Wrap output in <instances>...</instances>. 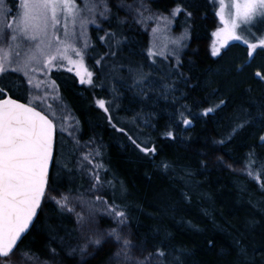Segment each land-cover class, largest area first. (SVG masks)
Wrapping results in <instances>:
<instances>
[{
    "label": "snow or ice",
    "instance_id": "6c2138e0",
    "mask_svg": "<svg viewBox=\"0 0 264 264\" xmlns=\"http://www.w3.org/2000/svg\"><path fill=\"white\" fill-rule=\"evenodd\" d=\"M209 2L223 25L212 34L215 38L211 48L213 57L221 56V50L230 41H242L247 46L249 62L257 49L264 50V0ZM115 7L125 10L132 22L145 31L148 23L156 25L151 30L149 46L144 50L143 63L120 59L127 37L111 28L115 14L110 0H12L11 4L9 0H0V264H57L56 258L61 250L67 257L79 254L83 260L86 255L94 257L90 248L101 249L107 242L116 245L109 257L114 264H186L188 250L173 247L168 243L170 236L167 234L150 248L147 240L140 243L133 241L129 230V205L117 199L118 193L121 200L127 197L126 187L114 174L110 179L107 177L109 170L102 161L100 145L91 139L81 143L79 121L75 117L70 118L72 122L69 124V117L60 116V125L57 126L54 120L56 111L48 103L49 96L53 100L58 98L56 81L37 79V74L48 77L53 69L67 65L69 72L75 70L81 85L104 88L105 80L118 81L119 88L112 83L108 89L111 99L97 98L95 105L103 110L112 128L127 135L145 157L154 158L158 149L150 136L142 140L133 137L114 122L112 113L119 107L115 102L123 95L120 89L131 92L132 98L141 103L169 100L170 95L173 102L178 100L173 95L177 91L173 77L187 82L180 71L183 67L180 52L192 38L195 11L188 10L193 7L191 3L183 5L181 2L165 15L153 11L148 0H133L132 3L119 0ZM180 14L186 18L180 35L167 37L163 45L157 44L158 34L170 31ZM116 22L118 26L129 23L127 17L119 16H116ZM104 23L109 24L108 29L103 27ZM89 25H93L97 32H103L98 40L105 51L95 59V64L100 69L107 65L110 71L100 83L94 81L93 72L85 65V57L90 55V50H95L89 36ZM241 32L248 33L252 39L244 38ZM157 58L168 63H158ZM247 66L248 62L220 69L217 75L224 78L209 94L211 98L220 97L219 101L201 108L199 112H194L187 105L175 108L168 114L169 120L161 136L175 139L176 128H189L194 119L217 116L223 112L231 102V96L222 97L221 92ZM145 68L149 70L145 71ZM14 73L22 74L28 85H33L36 79L33 86L37 89L45 85L43 94L36 95L28 88L23 89L24 96L13 98L9 92L22 90L12 79ZM254 76L264 83V74L257 71ZM247 91L251 93L252 89ZM201 103H208V98L197 103L196 107H200ZM60 108L63 110L64 105ZM249 108H254L255 113ZM154 115V112L144 113L141 110L130 117V122L138 129L140 124L155 129L156 125L151 122ZM229 120L227 135L214 141V144H227L247 127L264 126V100L258 101L249 96V107L234 111ZM258 146L264 147V134L259 136ZM256 159L254 150L250 151L245 157L243 171L258 182L264 176V162L256 165ZM73 160L76 172L87 177L89 186L86 189L83 185L75 189L70 186L67 191H60L61 173L73 172V167L69 166ZM216 163L217 166L232 169L223 157L218 156ZM158 167L167 172L171 164L162 160ZM260 187L264 189V184ZM182 195L186 200L189 198L187 192ZM46 204L54 206L58 225L50 223V217L41 222L40 214ZM101 219L110 222L107 228H100ZM66 221L73 227H67ZM60 229L63 235L59 234ZM36 230H42L47 235L45 249L48 257L42 258L31 247H21L27 236ZM72 240L77 243L72 244ZM208 243L213 246L211 240ZM235 243L239 245V241ZM236 252L240 264H250L246 248L238 246ZM220 255L230 253L222 251Z\"/></svg>",
    "mask_w": 264,
    "mask_h": 264
},
{
    "label": "trees",
    "instance_id": "16d2710c",
    "mask_svg": "<svg viewBox=\"0 0 264 264\" xmlns=\"http://www.w3.org/2000/svg\"><path fill=\"white\" fill-rule=\"evenodd\" d=\"M118 2L119 0H110L115 14L111 28L127 37L120 59L143 63L146 54L144 50L149 46L151 30L156 25L153 22L148 23L145 31L142 26L132 22L131 16L125 10L115 7ZM125 2L132 3L133 0ZM181 2L183 5H193L188 10L195 11L196 22L193 25L192 38L187 41L188 46L180 52L183 62L180 71L184 73L187 82L173 77L177 87L173 95L178 100L173 102L170 95L169 100L157 99L155 103H141L132 98L131 92L120 89L123 95L115 102L119 107L112 113L114 122L118 127L125 128L129 135L141 140L151 137L158 149L154 158L145 157L128 140L127 135L112 128L103 110L94 104L97 98L111 96L108 89L112 83L119 88L118 81L109 78L105 80L104 88H92L81 85L70 72L68 75H61L56 71L50 72L46 79L55 80L58 91L67 97L64 100L67 101V106L75 107L78 111L81 143L91 139L100 145L102 161L109 170L107 177L110 179L114 174L126 187L127 197L121 200L118 193L117 199L118 202L129 205V230L134 242L147 240L150 248L167 234L170 236L168 243L173 247L188 250L186 264H240V257L236 252L239 246L247 249L250 264H264V189L260 187L264 184V176L257 182L243 171L245 157L250 151L255 152L256 165L264 162V147L258 146L259 136L264 134V126L247 127L225 145L213 143L227 135L229 118L233 112L241 107H249V96L258 101L264 100V83L254 76L257 71L264 74V50L257 49L249 62L247 46L239 41H232L221 50V56L213 57L212 34L219 28L220 22L209 0H148L153 11L165 15L170 8ZM11 3L12 0H9V4ZM116 16L127 17L129 23L118 26ZM185 21L183 14L176 17L170 31L158 34L156 43L163 45L167 37L179 36ZM103 27L108 29L109 24L104 23ZM88 28L95 50H90L85 61L87 68L94 74V81L100 83L110 71L107 65L100 69L95 64V59L105 51L98 40L103 32H97L93 25ZM157 62L165 65L168 63L160 58H157ZM246 62L248 66L245 70L231 79L229 86L221 92L222 97L231 96V102L223 112L217 116L194 119L189 128H176L175 139L161 136L170 112L180 105H187L194 112H199L201 108L218 102L220 97L211 98L209 95L224 78L217 75V72L222 68H234ZM148 70L145 68V71ZM121 75L126 76L127 73ZM12 79L22 90L18 93L14 90L9 95L13 98L24 96L23 89L29 88L27 81L24 82V77L16 73L12 74ZM249 88L252 89L251 93L247 91ZM205 98H208V103H201L200 107H196ZM21 101L25 102L24 99ZM141 110L144 113H155L151 121L156 125L155 129L143 124L138 129L130 122V117ZM249 111L255 113L254 108H249ZM218 156L232 165V169L217 166ZM162 160L171 164L169 171L165 172L158 167ZM69 166L73 167V172L61 173L59 190L67 191L70 186L75 189L81 185L86 189L89 181L82 173L76 172L75 160ZM183 192L189 194L187 200L183 197ZM48 217L51 218L50 223L59 224L55 208L51 204L44 206L40 214L41 222ZM66 223L67 227H73L72 223ZM109 224L107 219L100 220L101 229L107 228ZM59 234L63 235L62 229ZM210 240L213 242L211 247L208 243ZM46 241L47 235L42 230H36L27 236L21 247H31L42 258L48 257ZM236 241H239V245ZM71 243L75 244L77 241L72 240ZM115 249L114 243L107 242L101 249L90 248L89 251L95 254L94 257L86 255L83 260L79 254L67 257L61 250L56 260L57 264H114L109 261V257ZM222 251L230 255L221 256Z\"/></svg>",
    "mask_w": 264,
    "mask_h": 264
},
{
    "label": "rangeland",
    "instance_id": "374dc122",
    "mask_svg": "<svg viewBox=\"0 0 264 264\" xmlns=\"http://www.w3.org/2000/svg\"><path fill=\"white\" fill-rule=\"evenodd\" d=\"M218 10V9H217ZM218 19H219V17H218ZM219 22H220V20H219ZM223 25L220 23V26L219 27H222ZM241 35L244 37V38H247V39H249V40H251L252 39V37L248 34V33H246V32H241ZM215 39V38H214ZM214 39H213V41H212V45H213V43H214ZM167 42V40H165L164 41V44ZM230 42H232V41H230ZM229 42V43H230ZM239 42H241V43H243L242 41H239ZM228 43V44H229ZM169 47H172V45L171 44H169L168 45ZM263 57H264V55H263ZM85 65H86V67H87V64H86V61H85ZM67 65H65V66H63V67H61V68H59L58 70L57 69H53L51 72H54V71H56V72H58L59 74H61V75H65V74H67L68 75V73H69V71L67 70ZM88 69V68H87ZM89 70V69H88ZM90 71V70H89ZM70 73H72L74 76H75V78H76V80H77V82H79L78 80H79V78L75 75V70H73V71H71ZM19 75H21L22 76V74H19ZM37 79H39V80H47L46 79V77L43 75V74H37ZM25 80H26V78H24V82H25ZM27 81V80H26ZM37 82V80L36 79H34L33 80V85H35V83ZM57 84V83H56ZM33 85H28L29 86V88H33L34 90H32L33 91V93L34 94H36V95H42L43 94V89L45 88V85H42L41 86V88L40 89H37V88H35ZM85 86H87L86 84H85ZM57 100H53L52 98H51V96H49V98H48V103L49 104H51L52 106H53V109L56 111V117H54V120H55V122L57 123V126L59 127V125H60V119H59V117L60 116H65V117H69V119H68V123L70 124L72 121H71V117H75V119H77V120H79V116H78V111L76 110V108L75 107H71V106H67V101H64V100H66L67 99V97H65V95H61V93H60V91H58V93H57ZM103 99H105V100H109V99H111V96H108V97H105V98H103ZM66 104V105H65ZM94 104H95V101H94ZM60 105H64V109L63 110H61V108H60ZM49 115L52 117V114L51 113H49ZM53 118V117H52ZM99 118V120H100V122H102V119L100 118V117H98ZM71 146V144H70V142H69V147Z\"/></svg>",
    "mask_w": 264,
    "mask_h": 264
},
{
    "label": "water",
    "instance_id": "95a60500",
    "mask_svg": "<svg viewBox=\"0 0 264 264\" xmlns=\"http://www.w3.org/2000/svg\"><path fill=\"white\" fill-rule=\"evenodd\" d=\"M21 102H24V101H21ZM37 110H40L39 108ZM51 118V117H50Z\"/></svg>",
    "mask_w": 264,
    "mask_h": 264
}]
</instances>
